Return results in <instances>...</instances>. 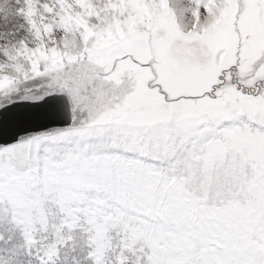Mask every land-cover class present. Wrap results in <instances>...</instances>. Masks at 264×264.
<instances>
[{
	"label": "snow or ice",
	"instance_id": "snow-or-ice-1",
	"mask_svg": "<svg viewBox=\"0 0 264 264\" xmlns=\"http://www.w3.org/2000/svg\"><path fill=\"white\" fill-rule=\"evenodd\" d=\"M0 264H264V0H0Z\"/></svg>",
	"mask_w": 264,
	"mask_h": 264
}]
</instances>
